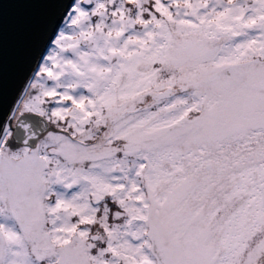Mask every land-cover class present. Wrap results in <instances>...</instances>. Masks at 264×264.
<instances>
[{
	"label": "snow or ice",
	"instance_id": "6c2138e0",
	"mask_svg": "<svg viewBox=\"0 0 264 264\" xmlns=\"http://www.w3.org/2000/svg\"><path fill=\"white\" fill-rule=\"evenodd\" d=\"M62 21L0 122V264H264V0Z\"/></svg>",
	"mask_w": 264,
	"mask_h": 264
},
{
	"label": "water",
	"instance_id": "95a60500",
	"mask_svg": "<svg viewBox=\"0 0 264 264\" xmlns=\"http://www.w3.org/2000/svg\"><path fill=\"white\" fill-rule=\"evenodd\" d=\"M71 3L0 0V122L12 115L17 101H22L24 88L46 55Z\"/></svg>",
	"mask_w": 264,
	"mask_h": 264
},
{
	"label": "rangeland",
	"instance_id": "374dc122",
	"mask_svg": "<svg viewBox=\"0 0 264 264\" xmlns=\"http://www.w3.org/2000/svg\"><path fill=\"white\" fill-rule=\"evenodd\" d=\"M69 7H70V6H69ZM66 11H67V10H66ZM65 14H66V13H65ZM62 22H63V21L61 20V23H60L59 27L61 26ZM59 27H58L57 31L59 30ZM57 31H56V32H57ZM55 35H56V33H55ZM55 35H54V37H55ZM54 37H53V38H54ZM49 47H51V44H50ZM49 83H50V82H49ZM25 98H26V96L24 95V93H22V99H25ZM17 102H19V101H17ZM25 115H26V114H25ZM12 123H13V125H14V124H15V120H13Z\"/></svg>",
	"mask_w": 264,
	"mask_h": 264
}]
</instances>
